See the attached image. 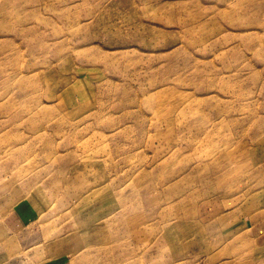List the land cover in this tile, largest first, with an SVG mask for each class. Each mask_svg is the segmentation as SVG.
Masks as SVG:
<instances>
[{
  "label": "rangeland",
  "instance_id": "rangeland-1",
  "mask_svg": "<svg viewBox=\"0 0 264 264\" xmlns=\"http://www.w3.org/2000/svg\"><path fill=\"white\" fill-rule=\"evenodd\" d=\"M0 264H264V0H0Z\"/></svg>",
  "mask_w": 264,
  "mask_h": 264
},
{
  "label": "crops",
  "instance_id": "crops-1",
  "mask_svg": "<svg viewBox=\"0 0 264 264\" xmlns=\"http://www.w3.org/2000/svg\"><path fill=\"white\" fill-rule=\"evenodd\" d=\"M222 208H220V210H221ZM220 210H219V212H220ZM232 210H234V211H229L228 212V215H231L232 214V216L235 218V219H237L236 221H235V227L236 226H241V225H244V223H245V221L248 219V218H246V217H241V216H235V214H236V209L235 208H233ZM249 217V216H248ZM249 218H251V217H249ZM237 223H238V225H237ZM235 227H234V229H235Z\"/></svg>",
  "mask_w": 264,
  "mask_h": 264
}]
</instances>
